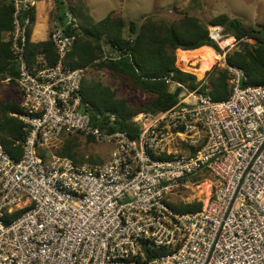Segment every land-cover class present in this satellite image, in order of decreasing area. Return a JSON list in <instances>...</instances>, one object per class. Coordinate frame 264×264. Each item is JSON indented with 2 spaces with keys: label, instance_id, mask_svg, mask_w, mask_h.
Here are the masks:
<instances>
[{
  "label": "built area",
  "instance_id": "2783aa9c",
  "mask_svg": "<svg viewBox=\"0 0 264 264\" xmlns=\"http://www.w3.org/2000/svg\"><path fill=\"white\" fill-rule=\"evenodd\" d=\"M0 1L13 5L5 39L22 95L14 116L25 132L19 158L0 144V264H264V83L241 86L244 71L214 50L211 66L230 72V96L197 88L162 113L139 112L131 139L85 111L86 68L67 63L74 36L54 25L55 62L42 53L29 61L36 0ZM65 17L78 27L71 12ZM75 133L111 143L109 160L40 154ZM191 175L208 183L206 199L175 212L166 196Z\"/></svg>",
  "mask_w": 264,
  "mask_h": 264
},
{
  "label": "trees",
  "instance_id": "16d2710c",
  "mask_svg": "<svg viewBox=\"0 0 264 264\" xmlns=\"http://www.w3.org/2000/svg\"><path fill=\"white\" fill-rule=\"evenodd\" d=\"M53 1L55 25L62 26L66 34L74 36L73 48L67 55L68 65L73 68L107 69L131 81L144 92L153 94L147 103L131 108L125 99L117 98L112 89L84 79L82 94L88 105L85 111L94 125L106 131L120 130L133 139L140 130L132 121L135 114L150 112L157 115L174 106L188 91L197 88L209 90L195 75L176 66L177 49L191 50L206 45L220 53L227 51L225 58L228 65L244 71L241 86L264 83V39L254 33L256 30L252 26L246 27L242 20L227 13H219L208 22H203L183 11L182 17L171 23L148 14L140 22L121 17L111 25L113 18L109 15L96 23L90 21L87 25L77 21L78 27L71 28L66 25L65 13L70 11L66 10L63 0ZM34 6L29 11L31 20L26 28V54L28 60L33 61L35 55L42 53L53 63L56 54L50 41L52 30L43 41L30 40L35 19ZM12 14L13 5L0 1V81L7 79L17 84V65L12 59L10 41L5 39L12 29ZM261 27L264 28V25ZM227 39L231 40L233 46L220 47L221 42H229ZM245 39H253L254 42ZM206 75H210L212 88L209 92L212 97L216 100L227 99L231 93L228 69L214 66ZM171 83L175 84L173 90H170ZM19 92L21 94L20 89ZM19 112L20 104L14 101L0 107V144L13 158L21 156L20 142L25 136L22 121L14 116ZM111 113L116 115L114 121L109 120ZM77 134L81 133L63 135L54 154L84 162L81 157H76L75 149L80 140ZM40 154L46 158L49 152L41 150ZM88 161L96 163L95 159ZM200 207V202L186 204L182 212Z\"/></svg>",
  "mask_w": 264,
  "mask_h": 264
},
{
  "label": "rangeland",
  "instance_id": "374dc122",
  "mask_svg": "<svg viewBox=\"0 0 264 264\" xmlns=\"http://www.w3.org/2000/svg\"><path fill=\"white\" fill-rule=\"evenodd\" d=\"M151 0H129L128 6L131 8L132 14L135 17L138 13L137 9L142 4L150 3ZM155 5H157L156 11L150 13L155 19L165 20L167 23H171L182 17V13L187 12L189 15H194L198 17L203 22H208L211 18L219 13H227L230 16L239 18L245 23L246 27L252 26L256 31L264 29L261 26L264 25V0H152ZM64 2V0H63ZM136 3V6L133 4ZM65 4V2H64ZM66 5V4H65ZM54 8H52L49 14L52 15ZM95 11H91L90 17L96 18ZM51 27L53 28V19L50 16ZM126 20V19H124ZM142 19H138V22ZM228 40V39H227ZM249 42H254L253 39H245ZM229 41V40H228ZM226 43H228L226 41ZM231 43V40L229 41ZM232 47V45H230ZM220 47H224V43L221 42ZM212 48V47H211ZM230 48V47H229ZM213 49V48H212ZM182 49L175 50V63L176 66L182 71L192 73L196 76L197 80H201L203 85H206L209 90L212 88L211 79L207 76L212 68L214 61L208 65L203 71L201 76H198L195 69L200 66L198 59L188 58L189 62H185L183 54L179 51ZM215 50V49H213ZM216 51V50H215ZM216 53H219L216 51ZM180 55V59H179ZM198 60V61H197ZM216 60V59H215ZM220 67L218 65H214ZM213 66V67H214ZM89 82H98L103 86L112 89L116 97L125 99L128 106L131 108L139 107L142 104L147 103L153 94L144 92L140 87L134 85L131 81L122 78L120 75H115L108 71L107 69H101L98 67H87L85 78ZM229 82V87L232 83ZM175 88V84H170V90ZM16 102L21 104L22 95L19 92L17 84H14L8 80L0 81V107L3 104L9 102ZM79 135V144L75 149L77 156L81 157L84 162L88 161L90 158L95 159L97 164L106 163L112 152L111 143L105 141H97L94 137H87L89 135L77 134ZM61 141H52L46 146V150L49 154L46 156L48 158L51 154H54L60 146ZM66 157V156H65ZM81 162V161H79ZM83 163V162H81ZM200 177L195 175L187 176L186 186L173 190L172 193L166 196V203L175 212H182L186 208V204L200 202L201 205L205 201L207 196L208 183H200ZM208 182V181H207ZM207 186H206V185Z\"/></svg>",
  "mask_w": 264,
  "mask_h": 264
},
{
  "label": "crops",
  "instance_id": "0c3cea01",
  "mask_svg": "<svg viewBox=\"0 0 264 264\" xmlns=\"http://www.w3.org/2000/svg\"><path fill=\"white\" fill-rule=\"evenodd\" d=\"M66 10L70 11L79 23L89 24L90 21L96 23L111 15L112 20L110 25L115 23L117 19L123 18L128 20L142 19L143 16L148 15L157 9V5L151 0L150 3L142 4L138 6V13L134 17L130 7L128 6L129 0H64ZM136 6V3L133 4ZM35 19L31 29L30 40L33 42L43 41L49 36L52 17L53 27L56 23L54 20L55 4L53 0H38L35 3ZM52 8L54 12L49 14ZM91 11H95L96 18L90 17ZM53 29V28H52Z\"/></svg>",
  "mask_w": 264,
  "mask_h": 264
},
{
  "label": "bare ground",
  "instance_id": "6f19581e",
  "mask_svg": "<svg viewBox=\"0 0 264 264\" xmlns=\"http://www.w3.org/2000/svg\"><path fill=\"white\" fill-rule=\"evenodd\" d=\"M179 51L183 54L184 56L183 60L185 62L189 60L188 58L191 59L194 58L199 60L200 66L197 69H195L198 76H201L203 71H205L204 69L208 65H210L213 61L215 62V59L218 57L217 54L214 52V50L206 45L191 50H179Z\"/></svg>",
  "mask_w": 264,
  "mask_h": 264
},
{
  "label": "water",
  "instance_id": "95a60500",
  "mask_svg": "<svg viewBox=\"0 0 264 264\" xmlns=\"http://www.w3.org/2000/svg\"><path fill=\"white\" fill-rule=\"evenodd\" d=\"M254 33L257 35V36H260L261 38L264 39V29H260L258 31H254Z\"/></svg>",
  "mask_w": 264,
  "mask_h": 264
}]
</instances>
